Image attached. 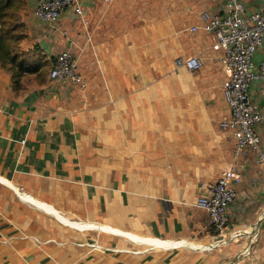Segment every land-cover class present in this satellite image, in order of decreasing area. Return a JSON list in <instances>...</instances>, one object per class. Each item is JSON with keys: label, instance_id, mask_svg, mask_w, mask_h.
Here are the masks:
<instances>
[{"label": "crops", "instance_id": "obj_1", "mask_svg": "<svg viewBox=\"0 0 264 264\" xmlns=\"http://www.w3.org/2000/svg\"><path fill=\"white\" fill-rule=\"evenodd\" d=\"M22 1L19 49L36 50L48 66L19 89L0 66V264H264V166L250 151L234 154L232 133L219 125L229 116L221 52L213 35L190 30L226 0H95L85 7L87 30L70 12L40 22L36 0ZM241 1L245 14L264 7ZM65 50L81 82L49 78ZM178 57L202 66L178 68ZM253 60L264 62V41ZM251 96L264 113L259 82ZM258 132L264 146V122ZM229 168L241 182L230 231L218 238L194 203ZM46 207L71 223L174 247L70 227ZM217 239L202 250L178 243ZM93 242L99 251L87 247Z\"/></svg>", "mask_w": 264, "mask_h": 264}, {"label": "built area", "instance_id": "obj_2", "mask_svg": "<svg viewBox=\"0 0 264 264\" xmlns=\"http://www.w3.org/2000/svg\"><path fill=\"white\" fill-rule=\"evenodd\" d=\"M94 1L36 0L34 17L40 22L55 25L65 12H70L87 30L85 7ZM101 1L110 3L112 0ZM200 19L201 26H193L190 30L202 29L213 35L221 52L219 62L225 75L223 98L229 108V116L220 122V128L232 133L235 155L250 151L255 154L257 163L264 166V146L258 132V126L264 122V113L254 104L251 96L254 82L264 87V62L257 65L253 60L264 41V7L245 14L241 0H226L220 13L203 11ZM175 65L195 72L201 68L202 62L198 57H178ZM49 78L57 82H81L70 51L57 54ZM240 182L238 171L229 168L194 203L196 208L208 214L210 227L220 233L230 224L229 211L238 197L236 185Z\"/></svg>", "mask_w": 264, "mask_h": 264}, {"label": "trees", "instance_id": "obj_3", "mask_svg": "<svg viewBox=\"0 0 264 264\" xmlns=\"http://www.w3.org/2000/svg\"><path fill=\"white\" fill-rule=\"evenodd\" d=\"M22 0H0V66L11 73L15 89L27 74L45 71L48 63L35 51L22 53L19 45L25 39L24 27L18 22Z\"/></svg>", "mask_w": 264, "mask_h": 264}, {"label": "bare ground", "instance_id": "obj_4", "mask_svg": "<svg viewBox=\"0 0 264 264\" xmlns=\"http://www.w3.org/2000/svg\"><path fill=\"white\" fill-rule=\"evenodd\" d=\"M29 205V204H28ZM33 207V206H32ZM46 209L54 214L55 216H57L64 224L70 226V227H76V228H79V229H84V228H93V229H97L98 231H109V232H112L114 233L115 235H122V236H125L133 241H136L138 243H142V244H145V245H150L152 244L153 247H156V248H168V247H174V244L173 243H170V242H167V241H160V242H156L152 239H149V238H138L136 237L135 235H132V234H129V233H126L122 230H118V229H114V228H111V227H108V226H104V225H95V224H90V223H83V222H80V223H75V222H68L66 221L63 217H61L59 214H57L51 207H46ZM224 233V232H223ZM221 241V239H217L216 241L212 242L211 246L210 247H203L201 246V244H196V245H190L186 242H178L179 244H183L184 246H187V247H191V249H195V250H202V249H210V248H213L215 247L219 242ZM204 245V244H202Z\"/></svg>", "mask_w": 264, "mask_h": 264}, {"label": "rangeland", "instance_id": "obj_5", "mask_svg": "<svg viewBox=\"0 0 264 264\" xmlns=\"http://www.w3.org/2000/svg\"><path fill=\"white\" fill-rule=\"evenodd\" d=\"M211 229H212V234L214 235V236H216V237H220V236H224L225 234H227L230 230L229 229H226V230H224L222 233H220V232H218V231H216L214 228H212L211 227ZM218 237V238H219ZM101 246H102V244H99V243H97V242H93L92 244H90V245H87V247L88 248H90L91 250H97V251H99L100 250V248H101Z\"/></svg>", "mask_w": 264, "mask_h": 264}, {"label": "water", "instance_id": "obj_6", "mask_svg": "<svg viewBox=\"0 0 264 264\" xmlns=\"http://www.w3.org/2000/svg\"><path fill=\"white\" fill-rule=\"evenodd\" d=\"M261 222L254 228L253 233H255L259 229V226H260Z\"/></svg>", "mask_w": 264, "mask_h": 264}]
</instances>
